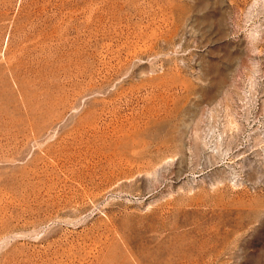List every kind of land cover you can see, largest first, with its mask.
Segmentation results:
<instances>
[{"label": "rangeland", "instance_id": "1", "mask_svg": "<svg viewBox=\"0 0 264 264\" xmlns=\"http://www.w3.org/2000/svg\"><path fill=\"white\" fill-rule=\"evenodd\" d=\"M0 264H264V0H0Z\"/></svg>", "mask_w": 264, "mask_h": 264}]
</instances>
